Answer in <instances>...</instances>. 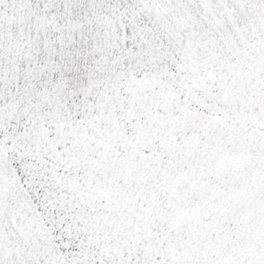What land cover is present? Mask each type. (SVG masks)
<instances>
[{
	"label": "snow or ice",
	"instance_id": "6c2138e0",
	"mask_svg": "<svg viewBox=\"0 0 264 264\" xmlns=\"http://www.w3.org/2000/svg\"><path fill=\"white\" fill-rule=\"evenodd\" d=\"M0 264H264V0H0Z\"/></svg>",
	"mask_w": 264,
	"mask_h": 264
}]
</instances>
